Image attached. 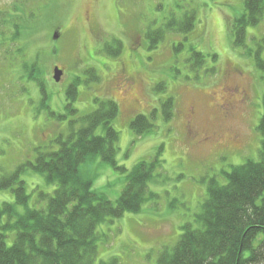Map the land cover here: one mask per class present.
I'll use <instances>...</instances> for the list:
<instances>
[{
	"label": "rangeland",
	"instance_id": "1",
	"mask_svg": "<svg viewBox=\"0 0 264 264\" xmlns=\"http://www.w3.org/2000/svg\"><path fill=\"white\" fill-rule=\"evenodd\" d=\"M244 2L0 0V176L33 161L37 148H48L58 133H64L72 118L58 123L49 113H66V89L77 79L73 108L78 116L93 112L96 99L117 104L114 159L126 169L113 170L97 157L81 165L91 190L115 202L136 164L158 160L147 183L151 195L140 211L98 225L95 264H156L159 254L176 243L180 228L197 226L210 180L222 184L221 172L247 160L258 162L262 138L256 130L263 114L264 69L257 60L264 68V15L257 26L247 28L245 47L235 48L230 27L243 14ZM14 7L17 12L11 13ZM190 12L196 14L193 31L166 32L163 41L149 49L148 31ZM12 21L20 31L15 42L10 41ZM113 41L122 45L116 58L104 52ZM192 52L205 56L201 68L189 61ZM33 61L38 63L35 79L30 80L28 67ZM56 66L63 71L59 83L51 79ZM92 69L97 80L87 75ZM38 82L47 96L45 103ZM159 84L163 90H156ZM225 90L232 91L228 98L235 111L224 120L218 108L226 100ZM167 98H173L174 111L165 122L161 104ZM155 110L153 128L137 137L130 129L132 120L138 115L150 118ZM190 128L219 136L221 144L198 145ZM21 180L29 206L37 191L54 190L30 169ZM13 201L10 191H0V205Z\"/></svg>",
	"mask_w": 264,
	"mask_h": 264
},
{
	"label": "trees",
	"instance_id": "2",
	"mask_svg": "<svg viewBox=\"0 0 264 264\" xmlns=\"http://www.w3.org/2000/svg\"><path fill=\"white\" fill-rule=\"evenodd\" d=\"M16 8L10 12H17ZM263 15L264 0H245L243 14L230 27L235 48L245 47L247 28L257 26ZM195 21V12H190L178 20L170 18L165 26L163 23L164 28L148 31L149 49H155L166 32L190 33ZM11 25L10 41L15 42L20 36L19 26L15 21ZM119 43L113 41L105 46L106 55L116 58L122 46ZM190 58L198 68L205 63L201 53L192 52ZM211 58L214 61L216 56ZM37 63L33 61L28 67L30 80L35 79ZM257 65L264 69L260 60ZM94 72L92 69L87 73L89 79H98ZM78 85L77 79L66 89L65 114L49 113L58 123L72 118L64 133H58L48 148H37L33 161L0 176V191L8 190L14 195L13 203L0 205V264H95L98 225L108 219L121 218L125 213L139 212L151 195L146 188L157 159L140 162L131 169L115 202L91 190V181L80 173L81 165L97 157L113 170L126 172V169L117 166L114 159L119 136L112 123L118 115L117 104L109 98L96 99L97 108L93 112L78 116L73 108ZM38 86L42 90V103H45V91L40 82ZM163 89V84L156 87V90ZM173 103V98H167L161 104L165 122L172 118ZM262 107L256 130L262 138L258 162L247 160L231 167L230 172H221L222 184L216 179L210 180L207 197L196 216L197 226L180 228L182 232L176 243L159 254L156 264H264V96ZM155 112L150 118L138 115L132 120L130 129L137 137L151 131ZM98 129L102 134H97ZM28 169L54 188L50 194L37 191L32 206L21 180Z\"/></svg>",
	"mask_w": 264,
	"mask_h": 264
},
{
	"label": "flooded vegetation",
	"instance_id": "3",
	"mask_svg": "<svg viewBox=\"0 0 264 264\" xmlns=\"http://www.w3.org/2000/svg\"><path fill=\"white\" fill-rule=\"evenodd\" d=\"M226 94V100L225 102L218 108L220 114L223 116L224 120L229 118L233 112L235 111V104L230 101L228 96L232 93L230 90H225ZM190 133L192 134V138L195 142H197L198 145H210V146H216L218 147L221 144V139L219 136L217 137L215 134H201L199 132H196L192 130V128L189 129ZM238 137L236 136L235 140L237 141ZM227 151H229L227 149Z\"/></svg>",
	"mask_w": 264,
	"mask_h": 264
},
{
	"label": "water",
	"instance_id": "4",
	"mask_svg": "<svg viewBox=\"0 0 264 264\" xmlns=\"http://www.w3.org/2000/svg\"><path fill=\"white\" fill-rule=\"evenodd\" d=\"M62 75H63L62 70L57 68V66L55 68H53V81L55 83H59L60 82Z\"/></svg>",
	"mask_w": 264,
	"mask_h": 264
}]
</instances>
